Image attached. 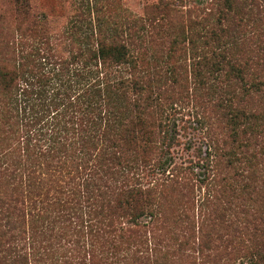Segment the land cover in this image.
I'll return each mask as SVG.
<instances>
[{"label": "trees", "instance_id": "trees-1", "mask_svg": "<svg viewBox=\"0 0 264 264\" xmlns=\"http://www.w3.org/2000/svg\"><path fill=\"white\" fill-rule=\"evenodd\" d=\"M225 1L230 7L232 0ZM210 33L215 41L210 56L199 58L201 69L215 78L223 73L247 83L253 76L254 53L246 51L245 40L237 53L232 43L218 38L226 30ZM85 55L82 61L77 56L59 61L55 76L47 75L41 63L48 56L24 57L17 66L0 61V264H148L140 251L142 234L157 216L162 218L164 192L153 185L143 187L137 173L159 166L169 150L164 137L155 141L160 88L143 82L141 62L123 44L98 41L96 50ZM99 65L124 68L127 75H114V70L103 75ZM169 69L171 78L176 77L171 67L165 73ZM195 75L201 82L200 71ZM227 91L226 97L218 94L215 104L223 109L220 118L229 125L232 144L245 156V168L235 190L228 179L215 175L217 158L229 167L232 156L218 153L217 145L211 147L208 167L215 177L211 185L204 178L211 186L207 220L224 221L223 211L231 210L238 199L243 220L238 221L253 229L243 233L240 255L225 264L237 259L240 264H264V238L258 240L264 236V201L262 189L256 188L258 175L264 174L257 172L253 139L249 141V136L258 135L253 132L264 123V111L246 113L234 107L236 96ZM240 134L247 135L242 142ZM157 155V162L150 165ZM174 177L167 186L182 200L179 188L192 185ZM192 202L187 198L175 216L182 222L180 229L175 225V251L180 256L193 236ZM145 216L151 222L141 223ZM178 233L184 241H178ZM205 235L209 238L210 232ZM154 262L159 264L158 259Z\"/></svg>", "mask_w": 264, "mask_h": 264}, {"label": "rangeland", "instance_id": "rangeland-1", "mask_svg": "<svg viewBox=\"0 0 264 264\" xmlns=\"http://www.w3.org/2000/svg\"><path fill=\"white\" fill-rule=\"evenodd\" d=\"M218 29L227 31L218 38L228 45L232 43L235 52L239 53L243 38L246 51L251 49L254 53L250 61L253 76L247 78V83L230 80L223 73L215 78L201 69V60H198L210 56L215 41L210 31ZM98 41L126 46L141 62L138 67L145 71L143 82L152 89L160 88L159 106L154 115L158 133L155 141L159 143L164 137L169 142V150L160 157L159 166L151 171L143 168L137 174L143 187L153 185L164 192L160 206L163 216H157L145 228L142 256L148 258V264H154V259L159 264H225L229 257L240 255L243 233L251 231L252 225L243 227L239 223L238 220H243L238 199L233 200L231 210L223 211L224 221L207 220L211 212L207 195L215 177L208 162L213 145L219 147L218 153L230 154L233 166L224 165L218 157L215 175L228 179L238 190L245 156L237 144H232L229 125L220 118L223 109L215 103L220 92L226 97L224 90H229L236 96V100L232 99L234 107L246 113L264 111V0H232L230 7L225 0H0L2 62L17 66L30 53V58L37 54L47 60L48 56L41 63L47 75L55 76L59 74V61H73L75 56L84 60L85 53L96 50ZM104 67L98 66L103 75L110 70L117 71L114 75H127L124 68ZM170 67L176 83L170 69L167 73L164 71ZM198 71L203 76L201 82L195 77ZM156 72L161 75L158 83H155ZM250 82L258 85L253 88ZM253 133L258 134L255 138L249 136V141L253 139L257 172L264 174V123ZM246 136L240 134L238 141H244ZM158 158L155 156L150 165ZM172 176L192 185L189 189L179 188L185 196L182 200L167 186ZM262 176L258 175L256 188L262 189L264 201ZM205 177L209 178V185L205 184ZM187 198L193 201L189 210L193 236L188 239V246L181 249L183 256H180L175 251L176 229H180L182 222L175 216ZM142 222L151 221L145 216ZM209 232L208 238L205 233ZM178 236V241L185 240L179 233ZM165 257L168 262L163 260ZM232 263L240 264L238 259Z\"/></svg>", "mask_w": 264, "mask_h": 264}]
</instances>
